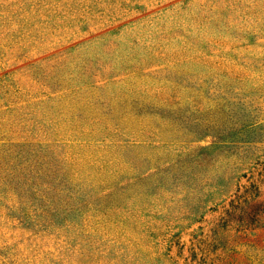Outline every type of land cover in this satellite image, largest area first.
I'll return each instance as SVG.
<instances>
[{
    "label": "rangeland",
    "instance_id": "374dc122",
    "mask_svg": "<svg viewBox=\"0 0 264 264\" xmlns=\"http://www.w3.org/2000/svg\"><path fill=\"white\" fill-rule=\"evenodd\" d=\"M0 264H264V0H0Z\"/></svg>",
    "mask_w": 264,
    "mask_h": 264
}]
</instances>
